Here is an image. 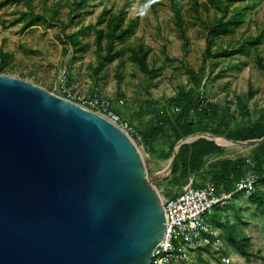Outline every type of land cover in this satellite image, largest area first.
<instances>
[{
  "label": "water",
  "instance_id": "1",
  "mask_svg": "<svg viewBox=\"0 0 264 264\" xmlns=\"http://www.w3.org/2000/svg\"><path fill=\"white\" fill-rule=\"evenodd\" d=\"M133 137L104 114L0 72V264H150L166 230L157 180ZM222 138V139H219Z\"/></svg>",
  "mask_w": 264,
  "mask_h": 264
},
{
  "label": "rangeland",
  "instance_id": "2",
  "mask_svg": "<svg viewBox=\"0 0 264 264\" xmlns=\"http://www.w3.org/2000/svg\"><path fill=\"white\" fill-rule=\"evenodd\" d=\"M73 1L33 0L28 4V0H13L0 7V49L9 54L7 60L0 61V68H4L3 73L25 78L70 99L92 92L111 98L115 105L120 104L129 124L139 130L130 133L149 166V153L140 138V131L144 133L151 129L159 117V109L180 90H196L187 67L199 69L207 47L197 15L200 13L202 19L211 20L216 10L213 5L209 10L205 8L207 0H197L198 12L193 0H181L185 24L179 30L170 0H90V5L80 8L82 14L79 17H72ZM234 4L251 6L247 7L246 16L238 27L223 33L212 49L237 46V51L208 57L205 76L208 81L204 94L225 114L228 112L231 126L240 128L260 118L264 120V72L256 59L258 52L264 51V40L258 44H245L242 48L239 46L248 36L264 29V0H237ZM29 9L46 15L48 20L27 28H23L22 22L13 23L21 11ZM56 9L57 14L53 17L52 11ZM104 10H107L105 21L97 24ZM122 10L123 24L129 29L124 37L114 40V48L120 51L117 57L103 61L98 54L96 27L109 32L107 19ZM56 20L63 21L66 26H60ZM81 27H85L79 35L81 46L75 48L65 40L64 34ZM106 41L107 37L103 38L104 45ZM140 48L147 51L148 66L156 69L155 73L141 69L134 57V51ZM96 69H99L98 73ZM251 87L253 94L250 93ZM246 109L250 111L248 114ZM157 141L162 144L166 140L158 137ZM220 144L223 152L212 158L213 165L225 158L246 157L251 160L257 145ZM169 159L161 161L157 169L165 167ZM194 178L197 184L205 183L212 180V172ZM158 188L162 193V187L158 185ZM170 190L172 193L178 191L175 186H170ZM163 197L168 196L164 194ZM233 199L242 206L239 212L244 216V222L239 228L251 236L254 255L246 259L222 238V249L210 255L211 262L264 264V213H256L254 207L248 205L245 193H237ZM228 212L235 221L236 209ZM212 214L213 210L205 216L211 218ZM214 229L224 237V227ZM192 258V262L183 264H199L195 252Z\"/></svg>",
  "mask_w": 264,
  "mask_h": 264
},
{
  "label": "trees",
  "instance_id": "3",
  "mask_svg": "<svg viewBox=\"0 0 264 264\" xmlns=\"http://www.w3.org/2000/svg\"><path fill=\"white\" fill-rule=\"evenodd\" d=\"M13 0H3L0 2V7L9 4ZM33 0H28V4ZM193 5L197 12L199 11L197 0H193ZM237 0H207L205 8L210 9L211 5L216 10L214 18L204 20L197 15V19L204 29L206 36V51L202 65L195 70L192 67H187L191 81L196 86V90L182 89L174 97L167 100L159 109V117L148 132L140 131L141 139L143 140L146 151L149 153L148 164L149 168L155 170L160 168L161 161L170 158L173 154L174 146L181 138L193 134L195 132H212L217 135H224L227 138L234 140H248L264 137V120H259L240 128H235L232 125V120L228 112L225 114L218 104L212 103L204 94L208 78L206 76V61L208 57H215L221 54H230L237 51V46H225L213 51V43L218 38L227 32L235 30L246 16V9L251 5H235ZM172 10L174 12L175 24L179 30L184 28L185 16L184 6L181 0H170ZM90 5V0H74L71 11L72 17L81 16V7ZM107 10L99 16L97 24L105 21ZM123 10L118 14H112L107 19L109 32H105L103 28L96 27V44L98 54L101 59L113 60L120 53L114 48V40L122 38L128 31V25H124ZM57 14V9L52 11V16ZM48 20L47 16L41 13H36L32 9L21 11L20 16L13 20V23L22 22L23 28L31 27L39 24L42 21ZM57 21V20H56ZM60 26H66L61 20L57 21ZM85 27L74 30L71 33H65L64 37L69 44L75 48L81 46L79 35L82 34ZM107 37L106 44H103V38ZM264 40V29L255 34L248 36L244 43H240L242 48L245 44H258ZM105 52L103 53V51ZM145 49L140 48L134 51V57L138 61L141 69L147 73H155L156 69L149 68L146 58ZM9 54L4 53L0 49V61L7 60ZM257 64L264 72V51L258 52ZM238 65V64H237ZM4 68H0L3 72ZM99 69H96L98 73ZM251 94L254 93L251 87ZM119 114L122 120H126L122 108L119 105L113 107ZM171 111V112H170ZM173 115H171L170 113ZM249 109L245 110L248 114ZM232 118V117H231ZM133 127L134 125L131 124ZM136 130L137 127L135 126ZM158 137H162L165 142L162 144L157 141ZM223 152V146L215 140L206 137L198 138L192 142L184 143L178 149L175 161L172 166L171 173L157 180V185L162 187V193L168 197L175 196L182 190L191 177L204 175L212 172V181L218 193L228 192L235 188L237 182L242 178L247 169H252L258 174V181L254 191L247 194V203L254 207L255 212L264 213V142L254 146V153L251 160L246 157H238L235 159L225 158L218 161L217 164H211L212 158L216 154ZM153 163V165L151 164ZM170 186H175L178 191L171 192ZM243 194V193H238ZM237 193L233 196V198ZM231 199L224 205L214 206L213 214L209 219V223L214 227H224V237L226 242L238 250L246 259H250L254 255L252 250L251 236L241 231L239 226L244 222V216L239 210L242 209L240 202L236 203ZM236 209L233 215L235 221L232 220L229 210ZM237 220V221H236ZM214 239V234L209 233ZM219 249H222L220 247ZM212 244H201L195 248L199 264H212L210 255L219 253ZM208 254V256L206 255Z\"/></svg>",
  "mask_w": 264,
  "mask_h": 264
},
{
  "label": "built area",
  "instance_id": "4",
  "mask_svg": "<svg viewBox=\"0 0 264 264\" xmlns=\"http://www.w3.org/2000/svg\"><path fill=\"white\" fill-rule=\"evenodd\" d=\"M71 100L121 124L130 135L137 132L128 121L121 119L120 114L113 108L115 106L113 100L107 96L92 92L73 97ZM120 101L123 103V100ZM257 181L258 174L252 169H247L233 190L218 193L212 181L197 184L195 178L191 177L175 196L163 197L167 215L166 230L164 237L154 249L150 264L192 262L195 248L201 244H212L214 248L219 249L223 245L222 237L205 215L211 212L214 206L228 203L236 193L254 191ZM209 233L214 234V239Z\"/></svg>",
  "mask_w": 264,
  "mask_h": 264
},
{
  "label": "bare ground",
  "instance_id": "5",
  "mask_svg": "<svg viewBox=\"0 0 264 264\" xmlns=\"http://www.w3.org/2000/svg\"><path fill=\"white\" fill-rule=\"evenodd\" d=\"M219 139H222V138H219ZM223 140V139H222Z\"/></svg>",
  "mask_w": 264,
  "mask_h": 264
},
{
  "label": "crops",
  "instance_id": "6",
  "mask_svg": "<svg viewBox=\"0 0 264 264\" xmlns=\"http://www.w3.org/2000/svg\"><path fill=\"white\" fill-rule=\"evenodd\" d=\"M201 184H203V183H201Z\"/></svg>",
  "mask_w": 264,
  "mask_h": 264
}]
</instances>
